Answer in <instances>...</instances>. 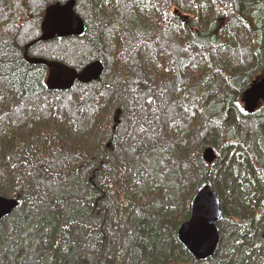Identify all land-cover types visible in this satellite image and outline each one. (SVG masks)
Wrapping results in <instances>:
<instances>
[{
  "label": "trees",
  "instance_id": "obj_1",
  "mask_svg": "<svg viewBox=\"0 0 264 264\" xmlns=\"http://www.w3.org/2000/svg\"><path fill=\"white\" fill-rule=\"evenodd\" d=\"M10 6L0 11V191L8 188L22 205L0 222V264H209L210 258L196 261L184 249L177 228L188 219L197 189L213 186L225 168L227 176L214 181L223 209L254 224L235 228L215 264H240L245 257L262 264L264 103L250 115L240 95L264 73V0H78L86 34L40 42L33 50L77 70L104 61L98 80L80 83L83 90L77 83L69 93L47 90L42 63L32 82L31 69H21V48L31 36L14 39L8 11L22 8L15 0ZM27 31L39 36V22L31 21ZM239 46L244 60L232 50ZM178 75L180 85L161 98V87ZM139 90L156 92L157 101H145L162 117V132L137 111L132 118L139 130L133 126L128 146L122 135L112 157L113 107L125 94L131 106L129 96ZM243 117L249 124L241 127L237 119ZM239 127L245 129L241 141ZM201 131L211 148H226L215 164L218 173L202 159L207 146L195 139ZM162 141L171 154L159 149ZM142 150L153 153L132 154ZM54 158L65 162L62 169H55ZM33 162L46 166L58 184L67 186L72 175L71 185L84 186L85 194L45 190L30 171ZM81 168L99 171L90 177L94 184L89 172L79 182Z\"/></svg>",
  "mask_w": 264,
  "mask_h": 264
},
{
  "label": "water",
  "instance_id": "obj_2",
  "mask_svg": "<svg viewBox=\"0 0 264 264\" xmlns=\"http://www.w3.org/2000/svg\"><path fill=\"white\" fill-rule=\"evenodd\" d=\"M87 30L84 20L76 11V0H67L64 4L54 3L47 7L41 24V36L38 40L48 41L54 38H82ZM50 68L46 78L49 90L67 91L78 84L98 80L104 72L102 60L90 62L82 70H77L58 61L38 60ZM243 111L253 114L264 103V73L252 80L240 95ZM216 158V152L206 147L202 159L210 165ZM19 206L18 199L0 195V222ZM223 218L220 199L210 184H202L190 201L189 218L182 222L177 230V240L196 260L207 261L215 255L220 242L217 222Z\"/></svg>",
  "mask_w": 264,
  "mask_h": 264
},
{
  "label": "rangeland",
  "instance_id": "obj_3",
  "mask_svg": "<svg viewBox=\"0 0 264 264\" xmlns=\"http://www.w3.org/2000/svg\"><path fill=\"white\" fill-rule=\"evenodd\" d=\"M15 1L22 8V11H20V13H22V16H20L16 12L12 13V15H11L12 18H14L15 25L17 24L16 31L13 32V35L15 34V38L14 39H16L17 37H19L20 38L19 40H24L25 37L31 36L27 40H24L23 45H25L28 50H35L38 47V43H36L37 42L36 40H38L40 38L42 32L40 30L39 36H34L33 34L30 35L29 34V31H27V30L28 29L30 30V22L31 21L39 22V24H42L43 18H41L40 11H38V10L41 9L46 3L47 4L51 3V1H49V0H15ZM232 1L236 3L238 0H232ZM77 2H78V0H77ZM7 7L8 8L11 7L10 6V0L0 1V11L3 10L4 8H5V10H7ZM23 7L24 8L27 7V8H25L26 9L25 12L23 11ZM8 13H10V9H9ZM15 13H16V15H15ZM77 13H78V11H77ZM25 15L32 16L31 17V20L26 19ZM84 23L87 26V22L85 20H84ZM223 24L224 25L226 24V20L223 21ZM40 29H41V25H40ZM36 34H38V31L36 32ZM72 38H77V37H70V39H72ZM69 42H72V41H69ZM232 50L234 51V54H235V56L237 58L241 57V59L244 60V57L247 56L246 55V50H243L240 46L238 47V49L237 48H233ZM34 54H36V56L39 55V53H36V52H34ZM39 56H41V55H39ZM186 59H187V57L184 56V57H181L180 60H181V62H184ZM56 60L59 61V62H61V63H63L61 60H58V59H56ZM83 68H85V66L82 67V68H80V70H82ZM133 71L134 72H140L137 69H134ZM180 83H181V76L178 75V76H176V78L171 83L165 84L163 87H161V91H162L161 98L167 99L169 97V94H168L169 91L172 88L176 87V86L178 87L180 85ZM79 85L80 86H77V87L74 86L73 89L76 87V89H78V90H83L82 85L81 84H79ZM207 87L209 88V90L207 91V93H205L208 96L206 99H209L210 100V99L213 98V90H210L211 86H207ZM212 87H214V86H212ZM73 89H69L67 91H62V92L69 93ZM122 94H123V90H121V93H119V95H122ZM119 95H117V96H119ZM125 96H126V94L121 99H120V97L118 98L119 99L120 107L122 108V112H121V115H120V124H119V126H118V128H117V130L115 132V135L116 136L114 138V141H112V144L109 147V149H110L109 150L110 156H112V157H116L117 156V150H119V140L121 139L122 135L123 136H127V139H125V141L127 142L125 146H128V144H131L130 143L131 140L129 139L130 138L129 135L131 134L132 128H134L133 126H135L137 128V130H139L140 127L138 126V121L135 120V117L137 115L136 114L137 111H139V112L143 111L144 112V114L148 118V121L151 123V126H153L155 132L156 131H161L162 132V125H161V118L162 117L160 118V116L157 115L155 112L152 113L148 109L149 103L145 101L147 97H153L154 100L157 101L158 98H157V95H156V92L155 91L139 90V92H132L131 95L129 96V98H131V99L134 100L133 101L134 104L132 103L131 106H127L125 104L126 103L125 102V100H126L125 99ZM115 98L116 97L114 95L113 99H115ZM60 99L63 100L64 97H61ZM165 113L167 115L169 114L168 111L165 112ZM133 115H135V117L132 118ZM237 120H238V123H240V126L241 125L242 126H246V125L249 124V119L246 118V117H243V118L237 119ZM243 131H242V129L240 130V127L237 130V135H238L239 141L243 140V136H244ZM205 135H206L205 134V131H201L198 134V136L195 138L196 139V142H200V146H202L203 148H205L206 146L207 147H210V146L212 147V145L209 143V141L204 140L203 136H205ZM141 139H144V138H141ZM158 145H160L159 149L161 151L165 152V154H171L170 151H169V144H167L165 141L159 142ZM158 145L156 143V147H155V150L156 151L158 150ZM217 149L218 150H215V152L217 154L216 155V158L211 163L213 165V167L215 166V164L220 163L222 161V158L226 154V148L224 146H218ZM152 153H153V151H151V150H149V151L142 150V151H137V152L135 151L132 154H150L148 157H151V154ZM65 154H67V152H65ZM67 158H69L68 155H67ZM217 160H218V163H216ZM64 163L65 162H62L61 159L59 161L57 160V158H54L52 160V164L55 166V169H58V168H61L62 169V166H63ZM211 164L209 166H211ZM144 165L147 166V163H144ZM31 166L32 167L30 168V171L32 170V172H34V175H35V178L34 179L37 182H40L43 185V187H44L45 190H50L52 192H58V193L64 192V193H68V194H71V195H74V196H80V194H85V188H84V186H80L79 188H81V190L78 191V186L76 187L74 184L71 185L72 175L69 176L66 179L67 182H68V184H67V186H64V184L61 185V184L55 183V181L48 174V172H47L48 170H47L46 166H43V164H40L39 165L38 163L33 162V163H31ZM213 167H212V169L215 170V173H218V165H216L214 168ZM230 168H233V171L234 170L236 171V172H233L234 173L233 176H235V177L238 176L239 177V174H237L238 166L236 168H234L233 165H232V163H230ZM81 170L83 172L81 173V176L78 178L79 179V182L83 181L82 175L85 174V172H87L86 170H84V168H81ZM228 170H230V169L229 168H225V170L223 171V173L218 176L219 178L218 177L217 178L216 177L213 178V186H214L215 191L218 194H220L219 193L220 190L215 185L214 181L217 184L218 179H219V181L221 179H224L227 176V171ZM98 172L99 171L95 172L94 170H91L89 172V174H90L89 175V180L91 181V183L94 184V181H93V179H90V177H92V178L93 177L94 178L97 177ZM199 173L200 174L201 173L203 174V171H201ZM208 176H210V174ZM78 193H80V194H78ZM0 195L3 196V197H13L11 195V192L9 191L8 188H3V191H0ZM42 200L43 201L41 203H39V204L42 205V206H44L43 203H44V201L46 199L42 198ZM223 200H225V197L223 198ZM227 200H230V198H228ZM226 212H227V215L233 214V212H229L227 210H226ZM243 219L245 220L244 222H235V221L229 222V221H226V220H223V221L219 222L218 226H219L220 234H221V236L219 235L220 242H219V244L217 246V247H219V250L216 252V254L213 257H211L209 259V264H215L218 259L222 258L221 256H223L224 254L221 251V249L224 248V250H225L227 247H229V239H230L231 233L235 232V230H236L235 228H238L242 224H245V225L248 224V223L254 224L253 222H250L249 221V218L243 217ZM2 220H4V219H2ZM5 224H7V223L5 222L3 224V226H6ZM178 228H177V230H178ZM89 232H90V230H89ZM261 238L264 239V237H261ZM240 241H241V243H244V244L248 245V240H247L246 237H244ZM236 245H238V244H236ZM258 247H260V246H258ZM234 249H235V247H234ZM224 253H225V251H224ZM243 259H244V261L241 262L240 264H259L255 260L249 261V259H247V257H245ZM262 264H264V258H263Z\"/></svg>",
  "mask_w": 264,
  "mask_h": 264
},
{
  "label": "flooded vegetation",
  "instance_id": "obj_4",
  "mask_svg": "<svg viewBox=\"0 0 264 264\" xmlns=\"http://www.w3.org/2000/svg\"><path fill=\"white\" fill-rule=\"evenodd\" d=\"M0 1H3V0H0ZM49 1H51V3H49V4H45L44 6V15H45V11H46V9H47V7L49 6V5H51V4H54V3H60V4H64L67 0H49ZM54 2V3H53ZM25 8H27V7H25ZM24 7H23V11L25 12V9ZM76 9H77V0H76ZM7 11V10H6ZM77 11V10H76ZM11 14H12V12H10ZM14 13V12H13ZM16 13H18L20 16H22V13H20V11H17ZM16 13H15V15H16ZM31 14V13H30ZM79 14V13H78ZM24 15V14H23ZM25 17H26V19H29V20H31V17L32 16H29V15H25ZM44 18V17H43ZM13 20H14V18H13ZM41 25V24H40ZM16 26H17V24L15 25V29L13 30L14 32L16 31ZM41 30V29H40ZM87 31V30H86ZM86 34V33H85ZM55 39V38H54ZM54 39H52V40H48V41H53ZM56 39H59V38H57L56 37ZM64 38H62V39H60V40H63ZM37 42L36 43H40V42H48V41H40V40H36ZM21 52L23 53L22 55H21V57H20V59L21 60H23L21 63H20V66H21V69H23V70H26V69H31V74H30V81L32 82V78H34L35 77V74H34V71L36 70V67H37V64L39 63L38 62V60H45V61H54V60H49V59H47V58H45V57H43V56H39V55H37L36 56V54H34V51L33 50H28L27 48H26V46L25 45H22V48H21ZM55 61H57V60H55ZM103 61V60H102ZM59 62V61H58ZM103 63H104V61H103ZM65 64V63H64ZM105 65V64H104ZM43 68H45V70H46V73H45V77L47 78V76H48V74H49V71H50V68L47 66V65H45V64H43V66H42ZM46 78H45V83H46ZM77 82H75L74 83V85L76 84ZM74 85H73V87H74ZM73 87H72V89H73ZM47 88V87H46ZM47 90L48 91H53V90H49L48 88H47ZM55 91V90H54ZM58 92H62V91H59V90H57ZM240 104H241V106L243 107V104L240 102ZM113 113H112V115H111V121H112V126H111V131L112 132H116V130H117V128H118V126H119V124H120V115H121V112H122V108L120 107V104L119 103H115V106L113 107ZM112 141H114V139L111 137L110 139H109V143H108V145H107V147L109 148L110 147V145L112 144ZM103 154H108V153H103ZM211 172H212V169L210 170V168H209V174H211ZM208 174V175H209ZM209 184L212 186V184L209 182ZM212 189H214L213 188V186H212ZM217 194V196L219 197V199H220V201H221V197H220V195L218 194V193H216ZM18 201H19V206H21L22 205V202H21V198L20 197H18ZM220 206H221V210L223 211L222 213H223V218L219 221V222H221V221H223V220H226V221H229V222H231V221H235V222H240L239 220L240 219H238V217L237 216H235V215H233V214H229V215H227V212L223 209V207H222V204H221V202H220ZM219 222H217V224H216V227L218 228V230H219V235L221 236V234H220V229H219V226H218V224H219ZM217 248H219V247H217Z\"/></svg>",
  "mask_w": 264,
  "mask_h": 264
}]
</instances>
